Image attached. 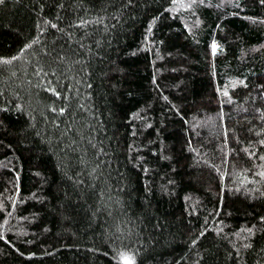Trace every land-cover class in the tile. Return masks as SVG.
Wrapping results in <instances>:
<instances>
[{
  "label": "trees",
  "instance_id": "obj_1",
  "mask_svg": "<svg viewBox=\"0 0 264 264\" xmlns=\"http://www.w3.org/2000/svg\"><path fill=\"white\" fill-rule=\"evenodd\" d=\"M0 264H264V0H3Z\"/></svg>",
  "mask_w": 264,
  "mask_h": 264
},
{
  "label": "snow or ice",
  "instance_id": "obj_2",
  "mask_svg": "<svg viewBox=\"0 0 264 264\" xmlns=\"http://www.w3.org/2000/svg\"><path fill=\"white\" fill-rule=\"evenodd\" d=\"M3 2V0H0V3H2Z\"/></svg>",
  "mask_w": 264,
  "mask_h": 264
}]
</instances>
